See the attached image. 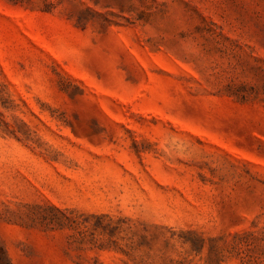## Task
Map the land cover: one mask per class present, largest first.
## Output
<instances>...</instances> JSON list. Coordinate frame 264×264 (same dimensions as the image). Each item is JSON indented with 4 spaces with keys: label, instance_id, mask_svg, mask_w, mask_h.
Masks as SVG:
<instances>
[{
    "label": "rangeland",
    "instance_id": "1",
    "mask_svg": "<svg viewBox=\"0 0 264 264\" xmlns=\"http://www.w3.org/2000/svg\"><path fill=\"white\" fill-rule=\"evenodd\" d=\"M10 264H264V0H0Z\"/></svg>",
    "mask_w": 264,
    "mask_h": 264
},
{
    "label": "trees",
    "instance_id": "2",
    "mask_svg": "<svg viewBox=\"0 0 264 264\" xmlns=\"http://www.w3.org/2000/svg\"><path fill=\"white\" fill-rule=\"evenodd\" d=\"M0 250L2 251V253L4 252L3 249L0 247ZM0 264H1V259H0ZM5 264H10L8 259L5 257Z\"/></svg>",
    "mask_w": 264,
    "mask_h": 264
}]
</instances>
